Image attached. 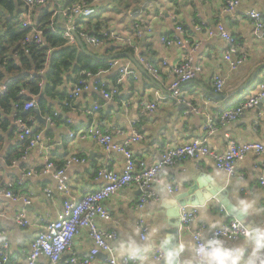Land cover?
I'll return each mask as SVG.
<instances>
[{"label": "crops", "instance_id": "1", "mask_svg": "<svg viewBox=\"0 0 264 264\" xmlns=\"http://www.w3.org/2000/svg\"><path fill=\"white\" fill-rule=\"evenodd\" d=\"M77 1L79 0H46L44 5L32 10L26 6L23 18L30 20L36 27L45 14L50 13L58 28L62 29L65 19L60 13H55ZM89 3L95 7L96 13L88 20H81L80 27L88 29L91 33L108 31L122 39H131V45H111L105 48L85 46L87 50L99 57L130 54L138 64L139 57L142 56L159 69V77L153 78L144 70L148 74L145 76L129 58L121 57L108 61L112 66L109 65L108 69L96 74L97 78L111 86H118L120 96L117 101L105 102L98 92L90 90L81 94L73 103H68L76 80L73 72L66 74L54 96L45 97V111L40 109L37 99L34 98L35 109L40 110V117L46 121L39 122L37 115L33 116L37 127L42 132L44 141L54 144L51 160L57 166H63L67 158L73 156L88 160L85 164L73 165L66 169L71 196L77 200L106 184V181L97 178V170L102 163L108 162L109 157L112 159V169L118 173L124 171L126 161L121 153L112 152L108 156L92 139H70L69 130L77 132L94 127L109 132L116 127L121 132L113 136V142L122 145L138 131L143 140L132 144L130 149L137 161L152 165L160 159L164 150L202 136L208 119L216 121L223 111L237 106L264 81V38H256L254 21L245 15L248 11H258L264 16V0H240L239 6L233 12L225 10V0H104L103 3L91 0ZM204 24L211 29L222 25L236 37L246 55V61L241 67L237 70L228 67L223 60L228 44L218 37L210 38L206 34ZM176 25L184 28L185 38L198 44L192 55V66L197 75L194 80L179 88L178 98L179 102H182L180 104L175 102L168 89L174 78L173 70L180 63L184 52L161 41L162 37H169L175 32ZM137 27L141 31L140 35ZM163 62H167L166 67L162 65ZM121 68L129 70L137 78L127 77L119 82ZM216 76L224 79V89L220 93H216L214 88L213 80ZM5 85L6 82L0 85V93ZM97 102L102 108L91 113ZM154 102L158 104L156 111L152 114L144 113L142 104ZM193 107L198 108L199 113L191 112ZM263 107L262 102L258 107L246 111L240 120L226 126H218L209 138V148L214 152H225L231 140L238 144H264V115L258 116ZM56 113L58 118L52 123L48 122V117ZM14 114L15 111L7 114L0 109V190H6L8 184L12 183L16 194L26 195L30 192L34 196L28 205L22 201L0 197V226L3 230L0 241L7 242L9 246L7 264H23L34 238L45 222L57 218L66 198L58 192L53 175H26L41 168L44 165V157L37 150L27 152L23 147L16 134ZM262 164L263 157L249 153L236 162L235 172L231 176L242 177L243 184L233 181L227 187L223 182L216 185L229 190L232 203L234 190L241 194L254 192L256 207L264 209V186H261L258 180ZM215 170L218 168L210 158L188 160L165 170L161 177L168 185L178 188L177 195L165 196V190L160 189L159 202H149L142 209L137 206L141 193L134 187L125 188L105 200L104 206L110 213L111 220L98 221V226L106 232L122 235L117 228L118 224L122 228H130L143 221L147 231L154 225H160L162 232L170 237V219L163 207L165 202H171L187 192L194 179L198 178V181L206 184L205 177ZM48 188L53 191L51 197L45 192ZM222 209L214 199L208 201L205 206L198 207L197 217L200 218H196L191 230L198 231L206 219L223 217L222 225L232 220ZM20 215L25 216L29 226H22L17 222ZM249 219L255 226L264 225V211L257 212ZM179 233L177 246L188 237V230L182 229L181 225ZM228 243L235 245L241 242L238 240ZM92 245L89 232L83 230L58 264H69L67 261L73 255L87 254ZM244 246L250 248V244L245 243ZM109 257L107 253H100L91 264H109ZM124 258L120 257L119 262ZM39 263L51 264L46 258H41Z\"/></svg>", "mask_w": 264, "mask_h": 264}, {"label": "built area", "instance_id": "2", "mask_svg": "<svg viewBox=\"0 0 264 264\" xmlns=\"http://www.w3.org/2000/svg\"><path fill=\"white\" fill-rule=\"evenodd\" d=\"M29 10L37 6H42L46 0H23ZM95 3H103L104 0H94ZM240 0H225V10L233 12L239 6ZM61 14L65 19V24L62 29L58 28L56 21L51 19V30L60 34L71 47H78L77 37L86 46L94 48H105L111 45L120 46L131 45V39H122L108 31L100 32L99 34L91 33L88 29L80 27L81 20H88L95 15L96 9L87 0H79L74 4L62 7L55 15ZM247 17L254 21V34L256 38H264V16L258 11H248L245 13ZM22 26L28 28L30 31L22 41L26 54H29V46L35 44L43 46L44 40L42 32L39 31L34 24L24 19ZM204 26H206L204 24ZM202 28H199L201 30ZM138 34H141L139 27H137ZM185 30L181 25H176L175 32L171 36H164L161 41L167 46H176L184 52V56L180 63L174 68V78L169 86L171 96L175 102L180 104L178 98L179 88L195 79L197 72L192 66V55L198 48V44L191 42L184 37ZM206 34L210 38L218 37L228 44L223 60L231 70H237L246 61V55L243 53L241 44L237 41L231 33H229L222 25H218L216 29H211L206 26ZM77 36V37H76ZM139 61L144 70L153 78L159 77V69L149 60L140 56ZM164 67L167 62H163ZM112 66V64H110ZM41 71L40 74H43ZM134 77L132 72L125 68L119 71V82L123 78ZM216 93H220L224 89V79L221 76H216L213 80ZM7 90L6 85L3 87L1 93L5 94ZM93 90L98 92L105 102L117 101L120 96V89L118 86H111L108 82L97 78L96 75L88 71H81L76 75V80L73 89L68 97V103H73L81 96V94ZM264 103V81L261 82L257 88L246 98L243 99L237 106L231 107L223 111L219 118L215 121L208 119L205 126V133L190 142L183 145L166 149L162 152L160 159L152 165H146L143 161H137L134 158L133 152L130 149L132 144L143 140L140 132H134V135L128 140L125 145L116 144L113 142V136L119 134L121 131L118 128H113L109 132H104L100 128L90 127L77 132L69 130L68 137L72 140H87L92 139L99 144L105 152L111 154L112 152L121 153L125 157V168L122 173L116 172L111 167L112 159L109 157L108 162H104L97 170V178L106 181V184L92 192L84 195L77 200L71 196L68 180L66 177V169L73 165L85 164L88 160L77 156L67 158L63 166H57L51 160V151L54 149V144L46 143L43 139V134L39 131L34 117L27 120L23 117L17 116L15 113V128L18 139L25 144L26 151L37 150L43 155L44 165L34 171L28 172L26 175L44 177L53 175L56 180L57 190L65 196L63 207L58 213V216L53 221H47L40 232L36 235L31 243L30 250L26 256L23 264H40L41 258H46L51 264H58L62 257L70 250L75 239L87 230L93 241V245L87 254L82 256L73 255L67 262L69 264H91L100 253H107L110 257L109 264H112L111 254L105 251V248L110 247V241L106 238L116 235L114 232H106L98 226V221H110L111 215L106 210L104 202L106 199L114 196L119 191L125 188L134 187L141 194L138 199V209H142L145 204L149 202H159V190H165L169 195H177L178 188L176 186L168 185L161 177L162 173L170 168L188 161L202 158L212 159L218 170L227 171L232 176L235 172L236 162L244 158L249 153H254L257 156L264 158V144L257 142H249L238 144L231 140L225 152H214L209 148L208 141L211 135L216 131L218 126H226L227 124L240 120L246 111L258 107L259 104ZM157 102L142 104L144 113L152 114L157 109ZM18 108L15 106V109ZM36 103L34 101L28 102L24 106V111L29 112L35 110ZM102 108L100 103H96L93 107V112H97ZM190 109V108H189ZM188 109V110H189ZM191 112L199 113L198 108H192ZM264 115V107L259 111L258 116ZM58 118V114H54ZM53 117H48L47 121L52 123ZM15 163V162H14ZM57 176L59 177L57 179ZM259 184L264 186V164L259 169ZM46 194L51 197L53 191L48 188L45 190ZM34 194L28 192L24 194H16L14 185L9 183L6 190H0V197L11 199L12 201H22L28 205L31 203ZM222 211H224L222 209ZM198 207H181V227L184 230L192 228L194 218H197ZM17 222L22 226H29L30 223L26 220L24 215H20ZM232 220L221 225L231 226ZM143 230L147 231L143 221ZM203 226V225H202ZM220 229H215L213 232H218ZM3 235L2 227L0 226V240ZM237 239L229 242H236ZM9 246L7 242L0 241V264H7L9 259ZM119 264H130L125 257Z\"/></svg>", "mask_w": 264, "mask_h": 264}, {"label": "clouds", "instance_id": "3", "mask_svg": "<svg viewBox=\"0 0 264 264\" xmlns=\"http://www.w3.org/2000/svg\"><path fill=\"white\" fill-rule=\"evenodd\" d=\"M205 178L212 184L223 182L226 187L233 181L244 183L242 177L233 178L223 170H215ZM167 194L165 191L164 195ZM254 197V192L241 194L234 190L232 212L238 215L232 217L231 226L221 228L223 217L206 219L198 231L189 228L187 239L178 247L172 245L160 225L144 231L143 223L130 228H122L118 224L122 235L107 237L111 246L105 251L111 254L112 264H119L120 257H126L130 264H264V225L251 226L248 223L249 217L264 211L256 207ZM240 216L245 219L241 220ZM215 229L220 231H211ZM233 239L241 243L230 245L228 241ZM245 243L250 244V248H246Z\"/></svg>", "mask_w": 264, "mask_h": 264}, {"label": "trees", "instance_id": "4", "mask_svg": "<svg viewBox=\"0 0 264 264\" xmlns=\"http://www.w3.org/2000/svg\"><path fill=\"white\" fill-rule=\"evenodd\" d=\"M25 9L23 0H0V85L7 84L6 93H0V109L7 114L15 111L17 116L27 120L36 113L25 112L24 106L36 98L40 109L45 111V97L55 95L68 72L77 75L88 71L96 75L108 69L111 62L88 57L78 47L69 46L60 34L51 30L53 16L50 13L36 25L42 32L44 45L32 44L26 54L28 47H24L22 41L30 30L22 26ZM50 116L56 119L54 114Z\"/></svg>", "mask_w": 264, "mask_h": 264}, {"label": "water", "instance_id": "5", "mask_svg": "<svg viewBox=\"0 0 264 264\" xmlns=\"http://www.w3.org/2000/svg\"><path fill=\"white\" fill-rule=\"evenodd\" d=\"M77 37V36H76ZM78 40V46L80 50L87 55L88 57L96 58L99 61H112L115 59H119L121 57L129 58L145 76H148V74L144 71L143 67L138 64V62L130 55H118V56H109V57H99L95 56L92 53H90L83 42L77 37ZM35 113L37 115V120L39 122L46 121L40 117V110L35 109ZM205 182L198 181L197 179L193 180V185L188 189L187 192L182 193L180 196H177L173 201L171 202H165V205L163 206L167 210V217L170 219L169 223V230L168 233L171 235L170 239L173 246H176V243L179 242V229L181 225V216H180V209L181 207L186 206H196V207H203L206 205V203L210 200H216L219 205L224 209V211L229 215L231 218L233 216H237L238 213L232 212V202L229 199V190L222 188L221 186H217L216 184H212L205 179ZM241 220H244L245 217L240 216ZM248 223L251 226H255L252 221L248 218Z\"/></svg>", "mask_w": 264, "mask_h": 264}]
</instances>
